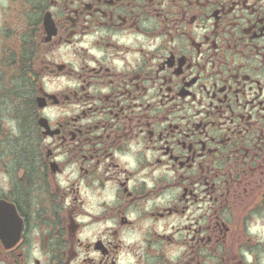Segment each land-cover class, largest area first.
Masks as SVG:
<instances>
[{
  "label": "flooded vegetation",
  "instance_id": "flooded-vegetation-1",
  "mask_svg": "<svg viewBox=\"0 0 264 264\" xmlns=\"http://www.w3.org/2000/svg\"><path fill=\"white\" fill-rule=\"evenodd\" d=\"M0 264H264V0H0Z\"/></svg>",
  "mask_w": 264,
  "mask_h": 264
},
{
  "label": "rangeland",
  "instance_id": "rangeland-1",
  "mask_svg": "<svg viewBox=\"0 0 264 264\" xmlns=\"http://www.w3.org/2000/svg\"><path fill=\"white\" fill-rule=\"evenodd\" d=\"M17 88H19V86H17ZM6 127H7V125H6ZM9 134H10V131H9V129H8L7 136H8ZM14 134H15V131H13L12 135H14ZM19 143H20V141L17 140V139H15L14 142H13V148H14L15 153L17 152V151H16V147L18 146ZM97 231H98V229L95 230V232H97Z\"/></svg>",
  "mask_w": 264,
  "mask_h": 264
}]
</instances>
